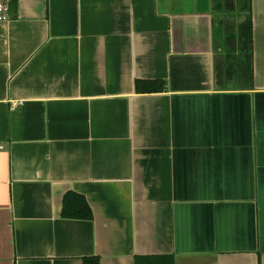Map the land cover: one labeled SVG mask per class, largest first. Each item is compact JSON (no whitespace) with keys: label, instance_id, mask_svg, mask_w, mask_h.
I'll return each instance as SVG.
<instances>
[{"label":"crops","instance_id":"0c3cea01","mask_svg":"<svg viewBox=\"0 0 264 264\" xmlns=\"http://www.w3.org/2000/svg\"><path fill=\"white\" fill-rule=\"evenodd\" d=\"M217 2L14 0L0 22V264H264V0H251V88L217 85L224 19L245 16ZM139 79L166 88L139 93ZM69 191L92 219L62 216Z\"/></svg>","mask_w":264,"mask_h":264},{"label":"trees","instance_id":"16d2710c","mask_svg":"<svg viewBox=\"0 0 264 264\" xmlns=\"http://www.w3.org/2000/svg\"><path fill=\"white\" fill-rule=\"evenodd\" d=\"M217 1L216 8L219 10L224 6L230 9L235 8V3L239 4L238 11L246 16L227 36V54L224 58L217 59L215 64L217 85L219 88H226L231 80H235L245 88H251L254 86L252 2L251 0ZM236 52H238V56H236ZM233 58L236 59L237 64H233ZM165 88L166 81L162 79H139L136 81V90L139 93L159 92L164 91ZM62 216L65 218L92 219L93 210L83 194L69 191L63 199ZM84 264H100V257H86ZM136 264H175V259L171 254L137 255Z\"/></svg>","mask_w":264,"mask_h":264},{"label":"built area","instance_id":"2783aa9c","mask_svg":"<svg viewBox=\"0 0 264 264\" xmlns=\"http://www.w3.org/2000/svg\"><path fill=\"white\" fill-rule=\"evenodd\" d=\"M14 0H0V22L11 19Z\"/></svg>","mask_w":264,"mask_h":264},{"label":"water","instance_id":"95a60500","mask_svg":"<svg viewBox=\"0 0 264 264\" xmlns=\"http://www.w3.org/2000/svg\"><path fill=\"white\" fill-rule=\"evenodd\" d=\"M228 18H231L232 19V21L233 20H235V17L234 16H229V17H226L225 19H224V22H225V24L227 25V27L228 28H225L226 30H227V33H226V38H227V36L229 35V33L233 30V29H235L236 28V24H235V21H234V23L232 24V26L230 25V24H227L228 22H227V19ZM244 19L245 18V16H241V19ZM241 19H239V22L238 23H240L241 22ZM226 40V39H225ZM235 42H236V40H235Z\"/></svg>","mask_w":264,"mask_h":264},{"label":"rangeland","instance_id":"374dc122","mask_svg":"<svg viewBox=\"0 0 264 264\" xmlns=\"http://www.w3.org/2000/svg\"><path fill=\"white\" fill-rule=\"evenodd\" d=\"M222 14H223V15H227L225 11H224ZM225 32H226V29H225V31H224V33H223V37H224V36L226 37V33H225Z\"/></svg>","mask_w":264,"mask_h":264}]
</instances>
